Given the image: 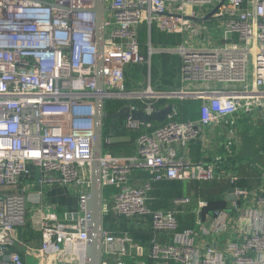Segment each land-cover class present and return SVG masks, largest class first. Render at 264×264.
Here are the masks:
<instances>
[{
    "label": "built area",
    "instance_id": "1",
    "mask_svg": "<svg viewBox=\"0 0 264 264\" xmlns=\"http://www.w3.org/2000/svg\"><path fill=\"white\" fill-rule=\"evenodd\" d=\"M106 4L110 9L104 20L100 91L96 0H0V264H29L11 246L19 241L16 230L27 223L29 198L23 180L33 167L39 172L34 183L42 187L90 183L98 97L104 105L112 99H138L140 105H128L147 114L159 108L156 102L162 98L201 100L197 120H176L171 113L161 126L136 138L132 154L112 153L114 139L103 133L102 185L117 188L113 205L103 204L104 215L113 210L118 216L145 218L153 237L148 258H141L131 254L139 242L129 230L104 227L101 264H127L128 255L135 264H264V184L257 190L236 185V118L256 111L264 114V0ZM144 24L149 30L156 25L182 36L175 45L155 46L150 39L147 44L150 56H180L178 88L127 85L126 66L148 60L140 42ZM227 122L231 126L219 143L220 151L210 161L191 160L189 146L202 137L203 128ZM124 123L141 125L132 112ZM135 170H148L151 176L136 185ZM163 179L225 180L234 189V199L198 218L194 228H184L175 210L148 206L153 183ZM89 194L90 190L79 192L77 209L69 212L72 222L60 219L56 205H42L43 254L60 252L63 258L61 251L72 248L84 263ZM190 201L189 196L174 198L175 204ZM206 206L208 201L199 200L194 210ZM161 234L167 239L160 240ZM229 234L236 239L227 255L217 242Z\"/></svg>",
    "mask_w": 264,
    "mask_h": 264
},
{
    "label": "crops",
    "instance_id": "2",
    "mask_svg": "<svg viewBox=\"0 0 264 264\" xmlns=\"http://www.w3.org/2000/svg\"><path fill=\"white\" fill-rule=\"evenodd\" d=\"M144 28L147 29V38L144 45L141 43L142 52L147 56L148 60L142 64H128L125 68L126 71V83L130 87H140L142 84H145L146 88L152 86L155 89H158L160 84H164L167 86L166 90L176 89L180 86V56L178 54L170 53V55L176 57V62L172 59L168 60V64H173L172 68L168 69V64L166 65L167 70L173 72V76H171V81H163L162 77H164L163 68L164 65L161 64L160 58H158L153 64V54L150 56L148 52V42L151 40V30L144 24ZM142 27V28H143ZM174 34V33H173ZM178 35V34H177ZM181 41L182 36L179 34ZM180 41V42H181ZM159 54V53H155ZM169 54V53H168ZM167 60L165 59V62ZM153 66V67H152ZM152 68L153 71L157 72L156 81L157 84L152 82ZM143 81V82H142ZM142 82V83H141ZM164 89V90H165ZM183 100V99H180ZM200 100V99H199ZM131 102L125 103L129 104ZM124 104V105H125ZM169 104V103H167ZM166 104V105H167ZM165 105V106H166ZM123 106V105H122ZM160 108V107H159ZM173 111L172 113H174ZM176 113V112H175ZM174 113V114H175ZM261 113L256 111L250 114H240L237 116V124L238 126L244 122L248 121V124L252 123V117H257L255 115H260ZM152 123V122H151ZM147 126V125H146ZM231 124L229 122L222 125H208L203 128L202 137L192 142L189 146V158L191 160H205L210 161L211 158L220 151L219 143L225 138L226 133L228 132ZM241 126V125H240ZM264 129V124L261 126ZM240 129L237 130V138H238V169H239V179L246 180V185H239L241 187H245L249 190H257L263 184V168L264 166L260 161L254 162L251 150L245 144L242 143V137L240 135ZM112 133V132H111ZM111 135V134H110ZM114 141H125L119 148L115 150L114 153L113 148L110 150L112 153L117 155H127L135 152L136 148V138L131 142V136L127 135H112ZM247 143V142H246ZM179 152L182 151L179 149ZM38 170L33 167L32 174L29 176H24L23 185L26 186L28 190V218L27 223L18 230H16V234L19 238V241L11 246V249L17 250L20 252L22 257L29 264H84L82 263L79 256L73 254V249L69 248L61 253L65 254L63 258L59 257V253L57 252H47L45 254L40 251L42 247V236H41V207L44 204H54L57 207V212L60 219L72 222V217L69 215V212H74L78 206L79 192L81 190H90L91 184L89 181L85 180L76 185L68 184H45L39 186L34 183L35 178L38 176ZM151 176L148 170H135L132 174V182L136 185H142L147 178ZM225 181V180H223ZM209 182H222L221 180H212V181H199L192 179H163L159 181H155L153 183V188L149 193L148 206L152 209H162V210H170L173 209L177 213L178 219L180 221L181 227H192L194 228L196 225V221L198 218L204 217L208 212L211 211L209 208V192L205 186V183ZM227 187L222 190V197L226 202L224 206L216 207L223 208L230 204L233 198H229L231 193V184L227 181ZM238 185V184H237ZM42 191L40 192V189ZM117 191L115 186H107L104 189L103 195V204L113 205L114 197L113 194ZM189 196L191 201L189 203L183 204H175L174 198L176 197H185ZM199 200L208 201V206L203 207L202 211L196 212L194 209L198 207ZM248 207L253 205V198L248 201ZM215 209V208H214ZM213 210V209H212ZM110 216V218H109ZM76 217L75 215L73 216ZM104 227L114 232H119L123 230H129L132 237L139 242L135 247L131 249V254L141 257L148 258L149 252V242L153 237V232L151 230V224L149 220L142 218L140 216H136L134 218H126L122 216H118L113 210H110L108 213L104 215ZM138 236L134 235L135 233ZM134 233V234H132ZM160 240L164 241L167 238L164 234H161ZM236 239V235L229 234L225 238H219L217 242L218 248L229 255L231 253V249L233 246V242ZM200 242L204 243L200 240ZM215 245V244H214ZM73 257V258H72ZM127 264H135L134 260L128 255L126 257Z\"/></svg>",
    "mask_w": 264,
    "mask_h": 264
},
{
    "label": "water",
    "instance_id": "3",
    "mask_svg": "<svg viewBox=\"0 0 264 264\" xmlns=\"http://www.w3.org/2000/svg\"><path fill=\"white\" fill-rule=\"evenodd\" d=\"M106 0H96V5L93 10L97 15V40H98V67H97V87L102 90L104 87L103 81V45L105 40V25L104 20L106 13L109 11ZM205 20H208L206 18ZM96 126H95V141L93 148V162L91 168L90 183L91 189L87 200L88 206V238L86 241V252L84 256V264H101L102 249L104 238V212H103V195L104 188L102 185V165L100 158L103 154L102 137L104 133V123L106 118H110V125L113 128L118 120L123 121L124 117L129 113H133V119L141 124L151 123L154 121L164 122L169 115L174 111L175 106L169 103L166 106L156 109L153 113L147 114L140 108H133L128 104L121 106L114 112L105 111L104 100L98 97L96 100ZM229 198H233L234 189L231 188ZM76 216V214H75Z\"/></svg>",
    "mask_w": 264,
    "mask_h": 264
},
{
    "label": "trees",
    "instance_id": "4",
    "mask_svg": "<svg viewBox=\"0 0 264 264\" xmlns=\"http://www.w3.org/2000/svg\"><path fill=\"white\" fill-rule=\"evenodd\" d=\"M144 26V25H143ZM142 26V27H143ZM146 38H147V29L146 28H141L140 30V42L142 43V45H144V43L146 42ZM151 41L152 44L157 46V45H175L180 43L181 38L179 36V34H173V33H167L159 28L156 27V25L152 26L151 29ZM153 58V64L155 63V61L160 58V62L162 65H164L165 68H163V73H164V77H162L163 81H171V76H173V72L170 73L168 69L172 68L173 64H168V60L172 59L174 61V63L176 62V57L170 55V53H159V54H153L152 56ZM165 59L167 60L165 62ZM168 64V67L166 68V65ZM153 67V66H152ZM153 68H152V73H153ZM156 72V71H155ZM157 75V72H156ZM158 82L155 81V84H157ZM165 88H167L166 85L164 84H160V86H158L159 90H164ZM131 102V100H125V99H112V100H108L105 103V111L107 112H114L116 110H118L122 105H124L125 103ZM133 103H136L137 105H140V103H142L141 101H139L138 99L133 100ZM157 106L158 107H163L165 106L167 103H173L175 106V114L173 115V118L176 120H197L200 117V110H201V100L199 99H166V98H162L157 100ZM111 119L110 118H106L105 120V127H108L109 131H107L108 134L114 135V136H119V135H127V136H131V142L132 140H134L135 138H137L140 134L145 133V132H151L152 130H154L155 128L161 126L164 122H157L154 121L152 122L151 126H146L145 124H141L138 127L132 128V127H124L123 126V121L122 120H118L115 122L114 127L112 128L110 125ZM112 132V133H111ZM106 133V134H107ZM107 134V135H108ZM124 143H127L125 141H113L111 147L113 148L114 153L115 150L117 148H119L121 145H123ZM222 182H209V183H205V186L209 192V208L212 210L216 207H221L225 205V199L222 197V190L225 189V187H227V183H225V181L221 180ZM208 182V181H206ZM246 185L247 181L246 180H240L239 182L236 183V185ZM110 218V216H109ZM22 227V226H21ZM21 227H19L21 229ZM135 233V232H134ZM132 233V234H134ZM134 235L138 236L137 233H135Z\"/></svg>",
    "mask_w": 264,
    "mask_h": 264
},
{
    "label": "rangeland",
    "instance_id": "5",
    "mask_svg": "<svg viewBox=\"0 0 264 264\" xmlns=\"http://www.w3.org/2000/svg\"><path fill=\"white\" fill-rule=\"evenodd\" d=\"M211 26L216 24V21L208 22ZM156 81V72L152 73V82ZM143 82V81H142ZM141 82V83H142ZM136 88V87H135ZM138 89L146 88L145 84H142ZM257 117H252L253 120L251 124H248V121L242 122L239 126L237 124L238 129H240V135L242 137V143L247 144L250 152L252 153L254 162L260 161L264 166V129L261 127L264 124V114L255 115ZM109 131L108 127H105V134ZM108 134V133H107ZM247 142V143H246ZM238 145V141H237ZM239 148V145H238Z\"/></svg>",
    "mask_w": 264,
    "mask_h": 264
}]
</instances>
